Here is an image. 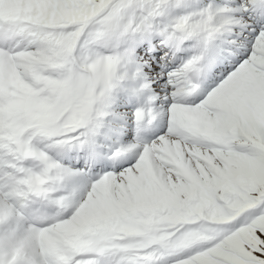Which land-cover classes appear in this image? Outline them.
I'll list each match as a JSON object with an SVG mask.
<instances>
[{
    "label": "snow or ice",
    "instance_id": "obj_1",
    "mask_svg": "<svg viewBox=\"0 0 264 264\" xmlns=\"http://www.w3.org/2000/svg\"><path fill=\"white\" fill-rule=\"evenodd\" d=\"M0 264H264V0H0Z\"/></svg>",
    "mask_w": 264,
    "mask_h": 264
}]
</instances>
